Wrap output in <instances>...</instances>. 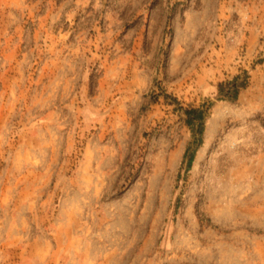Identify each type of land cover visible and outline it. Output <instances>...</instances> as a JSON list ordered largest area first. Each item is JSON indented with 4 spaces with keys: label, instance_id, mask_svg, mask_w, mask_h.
<instances>
[{
    "label": "rangeland",
    "instance_id": "obj_1",
    "mask_svg": "<svg viewBox=\"0 0 264 264\" xmlns=\"http://www.w3.org/2000/svg\"><path fill=\"white\" fill-rule=\"evenodd\" d=\"M0 264H264V0H0Z\"/></svg>",
    "mask_w": 264,
    "mask_h": 264
}]
</instances>
